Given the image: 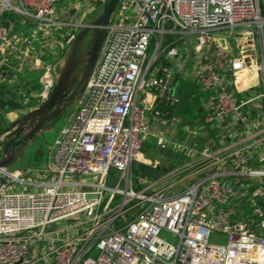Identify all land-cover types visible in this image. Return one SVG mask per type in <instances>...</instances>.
Segmentation results:
<instances>
[{
	"label": "built area",
	"instance_id": "built-area-1",
	"mask_svg": "<svg viewBox=\"0 0 264 264\" xmlns=\"http://www.w3.org/2000/svg\"><path fill=\"white\" fill-rule=\"evenodd\" d=\"M57 2L0 0V43L11 39L7 11L56 26ZM178 72L205 94L188 137L214 142L179 139L178 119L168 124ZM151 108L168 133L153 130ZM153 140L183 159L149 160ZM134 163L155 177L141 166L137 178ZM214 232L228 241L212 243ZM0 264H264V0H120L48 158L0 171Z\"/></svg>",
	"mask_w": 264,
	"mask_h": 264
},
{
	"label": "crops",
	"instance_id": "crops-1",
	"mask_svg": "<svg viewBox=\"0 0 264 264\" xmlns=\"http://www.w3.org/2000/svg\"><path fill=\"white\" fill-rule=\"evenodd\" d=\"M97 3L98 0H58L53 17L60 24L56 26L39 25L35 20L14 11H7L3 15L4 22H7L11 29V39L8 42L0 43V86L4 87L8 85V90H4L3 92L0 90V130L4 123L14 121L23 113L36 108L43 100L41 92H44L47 77L54 78L57 72L60 62L59 57L65 54L69 46L67 44L68 36L72 34V29H77L76 26L79 23L89 18L88 16L95 11ZM34 57H40L41 63L35 64ZM51 65L53 67L49 69ZM38 68H43L44 73L38 71ZM252 77H241L238 83L243 86L250 79H253ZM174 84L175 95L178 98L177 105L181 104L182 98L186 96L191 97L192 101L197 100L200 104L199 109L191 111L192 113L188 117L183 115V113L178 114L174 110L170 111V116L167 117L170 119H168L169 122H174L178 119L179 132L176 137L186 139L188 133L184 128L185 125L198 126L206 116L205 94L197 82L184 78L181 72H178ZM188 90L191 93H187ZM153 98L152 94L141 93L139 102L151 107ZM2 99L6 103L4 107L2 106ZM11 103L16 104L17 107L11 108ZM153 112L154 109L152 108L148 111L153 121V130L157 133L162 131L167 132L166 125L153 120ZM173 118L175 119L172 120ZM212 135L214 136L215 133L200 135V137H196L197 139L193 137L188 138L191 141L202 144L207 139L214 142L215 138ZM150 144L154 145L150 149L153 154V151H157L158 146L155 140L151 141ZM147 145L143 149L145 154L149 152ZM160 155L168 158V163L173 161L179 162L183 159L182 153L173 148H169L163 152L159 150V155L157 156ZM26 165H31V163ZM23 166H16V168ZM146 169L144 170L146 175L150 173L155 175L157 173L156 170H151L148 167ZM29 178L31 177L29 176Z\"/></svg>",
	"mask_w": 264,
	"mask_h": 264
},
{
	"label": "water",
	"instance_id": "water-1",
	"mask_svg": "<svg viewBox=\"0 0 264 264\" xmlns=\"http://www.w3.org/2000/svg\"><path fill=\"white\" fill-rule=\"evenodd\" d=\"M120 0H102L96 13L79 23L74 39L69 44L55 73L54 85L49 95L39 105L14 121L4 123L0 130V171L26 165L28 160L43 146L40 138L56 126L54 116L56 98L66 90V82L80 68H88V78L93 73L103 44L108 35V26ZM90 61L88 67L86 60ZM77 78H73L75 82ZM88 83V82H87ZM83 85L79 98L85 91ZM53 117H50V116ZM55 227V224H52Z\"/></svg>",
	"mask_w": 264,
	"mask_h": 264
},
{
	"label": "rangeland",
	"instance_id": "rangeland-1",
	"mask_svg": "<svg viewBox=\"0 0 264 264\" xmlns=\"http://www.w3.org/2000/svg\"><path fill=\"white\" fill-rule=\"evenodd\" d=\"M95 8H96L95 10H97L98 9V5H96ZM90 16L91 15H89L88 17H90ZM76 31H77V29L76 30L75 29L74 30L72 29V33H76ZM70 36L71 35H69L68 37H70ZM164 46H166V44ZM152 51H153V49L150 50V52H152ZM62 57L63 56H60L59 57V59H60L59 65L61 63ZM59 59H57V60H59ZM58 68L59 67H57V72H58ZM43 70H44L43 68H38V71H40V72H43ZM45 71L47 72V70H45ZM54 78H55V75H54ZM68 119H69V116L66 115L63 119H61L56 124V126L54 128H52L50 130H47L45 132L44 137L43 138H40V140L42 141L43 146L41 147V149L36 154H34L31 157V159L29 160V162H27L26 164H28V163L38 164V163L44 162L46 160V157L48 155V152L50 150L51 145L54 143V141H55V139H56V137H57L60 129L67 123ZM170 123L171 122H169L168 124H170ZM172 123L176 124L175 122H172ZM147 146L149 147V152L146 154V157H148L149 160L150 159L151 160H154V158L157 157V155L159 154V150L157 149V151H153V154H152L151 151H150V149H152L154 147V145L148 143ZM141 166H143V169L144 170H147L146 169V166H144V165H139L138 163H134V165H133V169H134V173H135L136 177H137V175L142 174ZM144 174H145V172H144ZM154 177L155 176L152 173L146 175V178L147 179H153ZM119 179H120V172L118 170H116V169H112L111 172H110V177H109V181H108L109 184H111V185H117L118 182H119ZM142 186L144 187V185H142ZM121 187H125V182L124 181H122ZM248 213L250 214V208L248 209ZM118 224H121V223L119 222ZM210 241L212 243H216V244H224V243H226L228 241V234L227 233H222V232H214L211 235V237H210Z\"/></svg>",
	"mask_w": 264,
	"mask_h": 264
},
{
	"label": "flooded vegetation",
	"instance_id": "flooded-vegetation-1",
	"mask_svg": "<svg viewBox=\"0 0 264 264\" xmlns=\"http://www.w3.org/2000/svg\"><path fill=\"white\" fill-rule=\"evenodd\" d=\"M99 59V58H98ZM88 61V58H86ZM98 60L94 67L97 66ZM88 67L90 66V61L87 63ZM76 75H72L71 79H68L66 82V90L61 93L56 98V108H55V119L57 120L55 124H57L61 119H63L66 115H70L74 111V106L77 100L78 94L81 92L83 85L87 84L88 82V68H78L75 71ZM73 78H77L75 82H73ZM86 89V88H85ZM50 116V115H48ZM53 117V116H50Z\"/></svg>",
	"mask_w": 264,
	"mask_h": 264
},
{
	"label": "trees",
	"instance_id": "trees-1",
	"mask_svg": "<svg viewBox=\"0 0 264 264\" xmlns=\"http://www.w3.org/2000/svg\"><path fill=\"white\" fill-rule=\"evenodd\" d=\"M102 2V0H100L99 2H98V7L100 6V3ZM96 11L97 10H95V12L94 13H92L91 14V17L96 13ZM4 21V20H3ZM5 23V22H4ZM5 24H7L8 25V23L6 22ZM159 63L160 64H167L168 62L165 60V59H161L160 61H159ZM170 64V63H169ZM3 89V90H2ZM0 90H1V92H3L4 90L6 91V90H8V85H5L4 87L3 86H0ZM187 93H191V92H189V90H188V92ZM3 100V103H2V106L4 107L5 106V102H4V99H2ZM12 102V101H11ZM12 104V103H11ZM162 106H163V109H165V110H167V108H168V106H166V105H164V104H162ZM17 107V105L16 104H12V107L11 108H16ZM199 107H200V104L198 103V101L197 100H191V97H189V96H186V97H184V98H182V102H181V104H179V105H177L176 107H172V108H169L170 109V111H172V110H174L176 113H183V115H185L186 117H188V116H190V114L192 113L191 111H194L195 109H199ZM173 111V112H174Z\"/></svg>",
	"mask_w": 264,
	"mask_h": 264
},
{
	"label": "bare ground",
	"instance_id": "bare-ground-1",
	"mask_svg": "<svg viewBox=\"0 0 264 264\" xmlns=\"http://www.w3.org/2000/svg\"><path fill=\"white\" fill-rule=\"evenodd\" d=\"M239 84V83H238ZM240 85V84H239ZM142 157V156H141Z\"/></svg>",
	"mask_w": 264,
	"mask_h": 264
}]
</instances>
